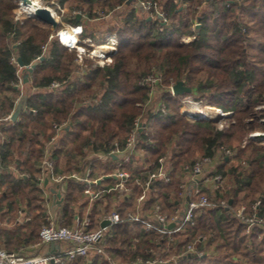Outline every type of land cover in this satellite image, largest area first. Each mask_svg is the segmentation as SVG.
I'll return each instance as SVG.
<instances>
[{
    "label": "trees",
    "instance_id": "obj_1",
    "mask_svg": "<svg viewBox=\"0 0 264 264\" xmlns=\"http://www.w3.org/2000/svg\"><path fill=\"white\" fill-rule=\"evenodd\" d=\"M58 1L66 10V22L83 26L82 37L89 34L86 22L96 19L99 9L109 12L124 7L125 16L122 24L111 28L118 38L112 62L89 64L82 75H76L75 49L62 44L57 36L47 42L55 33L50 25L28 15L15 18L19 4L0 0V215L11 218L24 211L22 222L17 221L14 228L0 224V249L23 253L38 242L41 226L49 223V197L38 173L53 136L50 157L56 174L84 171L89 165L95 176L107 174L114 168L92 162L91 151H109L115 140L124 141L139 118L143 124L138 140L142 162L137 155L124 166L133 171L134 211L135 198L141 192L135 179L157 170L160 157L166 158L171 181L152 183L144 210L161 204L174 213L185 202L179 195L185 164L202 156L213 157L224 147L235 154L209 172L222 174L223 183L219 188L201 184L212 204L197 210L184 230L162 234L125 221L108 230L106 250L115 260L128 263L138 257H176L175 264H264V231L247 232L240 220L218 204L231 201L235 207L246 205L252 213L260 201L256 211L264 216V143L248 138L250 132L264 130V0H148L158 10L139 8L137 0L129 4L127 0ZM77 11H81L80 19ZM159 12L166 21L159 18ZM196 23L201 24L198 31ZM189 36L192 39L185 42L183 38ZM18 57L25 68L39 60L27 82L33 92L19 119L5 120L21 94L22 67L13 60ZM150 76H160V81H147ZM178 80L192 91L173 94L171 87ZM55 81L61 85L53 87ZM184 95L206 99L231 112L227 125L219 128L213 118L182 112ZM55 123H66L69 128L58 130ZM82 189V183L66 180L62 224L75 221ZM112 193L105 194L107 199ZM104 201L102 197L94 202L91 227L96 225L93 212ZM80 204L86 205L88 200L84 198ZM126 206L132 204L123 199L120 211ZM188 244L204 253L183 257ZM36 253L38 250L30 254ZM91 264L110 262L95 256Z\"/></svg>",
    "mask_w": 264,
    "mask_h": 264
},
{
    "label": "built area",
    "instance_id": "obj_2",
    "mask_svg": "<svg viewBox=\"0 0 264 264\" xmlns=\"http://www.w3.org/2000/svg\"><path fill=\"white\" fill-rule=\"evenodd\" d=\"M143 4V9H150L155 7L158 10V5L152 3L148 0H140ZM50 4H56L58 6V12L61 16L58 20L63 22V17L66 14L65 8H63L58 0H50ZM48 6L53 15L57 18L55 11ZM98 15H104L105 12ZM77 16L81 15V11H77ZM161 20L166 21L165 15L163 12H159ZM158 14V15H159ZM69 24V23H68ZM75 29L77 34L76 42L72 44H66L62 41V37H59L62 43L69 48L75 47L76 44L82 41V32L83 26L81 24L71 25L67 29ZM115 45L112 47H117L118 38L114 34ZM184 41H189L192 39L189 37H184ZM76 43V44H75ZM13 60L17 62L16 58ZM160 79V76H150L147 81H151L153 84L157 83ZM60 82H53V87H59ZM172 90V87H171ZM173 93V91H172ZM26 109V107H25ZM32 112H35V109H32ZM216 112L219 115L229 114L231 112L224 111L220 107H216ZM203 113V112H202ZM209 113V112H206ZM204 115L207 118L212 116ZM10 119V114L4 118ZM11 120V119H10ZM140 119H136L134 127L131 129L124 141L115 140L113 146L109 151L99 152L94 154L92 162L102 160H112L113 156H117L115 159L116 169L108 174H102L100 176H94L93 166L89 165L84 172H74L70 175H61L55 173V162L50 156H46L43 165L42 172L45 175L52 177L55 182L66 181L69 178H72L76 181L83 183L84 195L89 202H95L99 198L105 196L106 193H111L114 191H120L124 193V199L127 202L133 203V171L131 169L124 168L125 165H128L133 162V157L139 154L138 150V140L139 133L142 131L143 126ZM68 127L66 123L57 124L55 127L60 130L62 127ZM264 132L256 131L250 134V138L254 134ZM56 139L55 136L52 137V141ZM254 139V138H252ZM258 140V139H255ZM235 154L234 150L229 147H224L220 152L215 156H202L197 159L194 163L185 164V178L181 184L185 198V204L182 207L175 209L174 213H169L164 210L161 204H156L149 210H144L146 201L149 199L150 190L152 189V183L156 180H161L163 182L171 181V172L166 164L165 156L159 158L160 166L157 170H154L148 173V176L136 178V184L141 188V192L135 198V208L136 211L126 208L124 212L120 211V206H116L109 214H105L102 217L100 223L91 227V220L89 218L80 219L79 215H76V226H66L59 224L53 220L49 215V223L43 224L39 230V240L37 245L43 246L48 244H60L61 247L58 250L49 253H36V254H24L14 251H9L6 249H0V264H65L68 262H76L77 260H82L84 264H91L95 256H103L110 262V264H175L177 261L176 257L172 259L169 258H156L154 260H144L142 257H138L137 260H132L130 263L125 261H117L113 256L106 250L105 242L107 240V232L111 227L119 223L128 221L133 224L134 222L141 224L147 230L157 231L162 234H172L180 230H184L187 223L193 221L195 212L199 209H204L206 206L211 205L208 195L202 192L201 184L211 186L213 188H219L223 183V176L220 173H215L210 175L206 170L214 163H220L223 158L233 157ZM146 165V164H145ZM105 178H113L114 183L112 186L104 187L102 185V180ZM40 181H43V178L39 177ZM58 185H61L59 183ZM62 193L63 188L61 186ZM216 204V203H214ZM219 205L225 206L232 216L240 220L245 226L247 232L250 231H264V216H261L257 211L256 207L260 204V201H257L253 206V212L249 213L246 205L240 207H235L230 202L222 201L218 203ZM108 220V224L103 226L102 222ZM203 239L206 236L202 237ZM204 252L201 249L196 248L192 244H188L187 251L184 253L183 257L190 256L191 254L202 255Z\"/></svg>",
    "mask_w": 264,
    "mask_h": 264
},
{
    "label": "rangeland",
    "instance_id": "obj_3",
    "mask_svg": "<svg viewBox=\"0 0 264 264\" xmlns=\"http://www.w3.org/2000/svg\"><path fill=\"white\" fill-rule=\"evenodd\" d=\"M40 2V5H49L57 14V19L61 18L59 12H58V6L56 4H50L51 2H46L44 0H38ZM209 0H206V2H208ZM13 2L16 4H19L18 7L16 8L17 11V15H15V18H23L24 16H29V11L27 10V8L25 7V5L22 4V0H13ZM98 11H101L100 13L105 12L106 14L104 15H98L96 19H89L86 22V27L88 28V32L89 34L82 37V42L76 44L75 47H72L73 49H75L77 51V57L75 58V63L77 65H79V69L75 70L74 73L76 75H82V73L87 69V66L89 64H91L93 67L96 65H104L106 63H110L113 60V56L112 53L117 50V47H112L113 45H115L116 41L114 38V32L111 31L112 27H116L120 24H122V20L124 19L125 13H124V7H119L116 10H112L109 12H106L105 10H101L99 9ZM97 11V13H98ZM59 17V18H58ZM63 19V18H62ZM249 19L247 18V21ZM62 21V20H61ZM60 22V26L59 29L54 31L55 33H52L49 37L47 42H50L51 38L54 36L59 37V32L62 29H67V27L69 26V24L63 19V22ZM248 23L250 25H254V22L252 21H248ZM197 24V23H196ZM195 24V26H196ZM194 26V27H195ZM51 27V26H50ZM196 29V28H195ZM104 37V40H102L101 38ZM192 38V37H191ZM60 42L62 43L60 37H59ZM191 40V39H190ZM189 40V41H190ZM187 42V41H185ZM102 43H106V44H111V48H106V49H98V47H100L101 45H103ZM63 44V43H62ZM118 45V44H117ZM46 46V45H45ZM97 49V50H96ZM15 62V61H14ZM16 63V62H15ZM18 64V63H17ZM19 65V64H18ZM20 66V65H19ZM25 67H22V70H24ZM20 74V88H21V94L19 95V97L17 98L16 102L19 100V98H21L23 95H25L28 99L29 95L31 94V92H33L32 88H30V85H28L29 83L24 82L23 81V77L25 74V71L19 72ZM160 79L157 81L159 82ZM24 85V86H23ZM18 86V85H17ZM156 87V86H155ZM153 98H155L157 95L154 92ZM183 103L181 106V111L197 118V116L192 115V113L195 114H200L201 116H204L206 114H209L207 116H212L211 118L215 119L217 122V125L219 128H222L223 126L225 127L228 123V119L227 117L229 115H231V113H227L224 115H219V113L216 112V107L215 105H211L208 103V101L206 99H196V97H194L193 95H184L183 96ZM15 102V103H16ZM27 104V101H26ZM194 107V108H193ZM203 112V113H202ZM209 112V113H206ZM256 131H264L263 129H258L252 132H256ZM250 132L248 134V138L250 137V134L252 133ZM258 142L264 143V140H257ZM140 154V152H139ZM91 159L92 156H90ZM138 162H142V159L140 158V155L138 156ZM55 162V161H54ZM61 164H63L64 168H67V166L65 165V163L62 161ZM62 166V165H61ZM102 167V166H101ZM74 170H72L71 172H73ZM70 171H66L64 174L62 175H70L71 173ZM38 176L40 178H43V181H40V184L44 186V188L46 189V195L47 197H49V190H48V186H53V187H57V185L59 183L63 184L65 182L64 181H60V182H55L52 177L43 174V172L38 173ZM183 178H185V175L183 174ZM48 179L47 184L45 183V180ZM67 180H72V179H67ZM81 194V193H80ZM112 198L111 199H107V195L105 196V200L104 202H102L95 210V212H93L95 214V221H96V225L98 223H100V221L102 220V217L105 214H109V212H111L116 206H120V202L124 199V193L120 192V191H115L112 193ZM184 194H186V192H181L179 195L181 197L184 198ZM63 196H64V192H63ZM80 197V196H79ZM84 195L81 196L78 200V202H76V206L75 208L77 209V206L82 202V200H84ZM64 202V199L62 201V203ZM87 209L84 210H76V213H79V217L80 219L84 218V217H88L90 220L93 219L90 215V213H92V207L93 206H86ZM133 207V204L132 206ZM131 207H129V209H131ZM100 211H98V210ZM133 211V209H132ZM88 215V216H87ZM84 216V217H83ZM76 217V216H75ZM23 215H21L20 211L17 212V215H12L11 218L9 217H5V216H1L0 215V224L2 227H7V228H14L17 224V220L22 219ZM54 220V218H53ZM11 221V222H10ZM59 224H62L61 222H59ZM77 221H74L72 224H67V222H64V224L62 225H66V226H76ZM209 238V237H208ZM212 246H215V244H212ZM214 249V247H212ZM213 249H208L209 251L213 250ZM43 252V248L39 245H37V243L35 244H31V246H29L26 250L23 251L24 254H30V253H34V252ZM126 262V261H125ZM77 264H84L82 263H77Z\"/></svg>",
    "mask_w": 264,
    "mask_h": 264
},
{
    "label": "water",
    "instance_id": "obj_4",
    "mask_svg": "<svg viewBox=\"0 0 264 264\" xmlns=\"http://www.w3.org/2000/svg\"><path fill=\"white\" fill-rule=\"evenodd\" d=\"M131 1H134V0H127V3L129 4V3H131ZM177 1H179V0H177ZM136 5L139 8H143V4L140 0L136 1ZM28 14H29V16H31V17H33V18H35V19H37V20H39L45 24L50 25L53 31H56L59 29L60 22L53 15L51 9L48 6H45V5L34 6L33 8H31V10H29ZM77 17H78V19H80L81 15H78ZM159 17H161L160 14H159ZM151 18H152L151 16H148V19H151ZM200 26H201L200 23L196 24L195 28L197 31L199 30ZM43 59H44V56H41L40 60H43ZM17 62L21 67H25L21 57L17 58ZM38 62H39V60H35L29 66L24 68V71H25V74L23 77L24 82H28L30 72H32L33 69L37 66ZM16 87H18V86L16 85ZM172 91H173V94L183 95L186 93H190L192 91V88L190 86H187L183 80H178L177 82H175L172 85ZM26 101H27V97L25 95H23L15 103L14 109L10 114V119L12 121H16L19 119L20 114L25 110ZM192 115L197 116V118L203 117L200 114H195V113H192ZM252 138L258 139V140H264V132L256 133V134H254V136ZM47 182H48V179L45 180L46 184H47ZM49 190L54 194V197L57 198V200H56L57 203L58 204L62 203L64 196L62 193L61 185H57V187H49ZM230 203H231V201H230ZM108 223H109L108 220H104L102 222V225L105 226ZM53 245H54V243H53Z\"/></svg>",
    "mask_w": 264,
    "mask_h": 264
},
{
    "label": "crops",
    "instance_id": "obj_5",
    "mask_svg": "<svg viewBox=\"0 0 264 264\" xmlns=\"http://www.w3.org/2000/svg\"><path fill=\"white\" fill-rule=\"evenodd\" d=\"M182 7V6H181ZM20 68H21V66H20ZM21 71L22 72H24V70H22L21 69ZM24 86V85H23ZM67 129L69 128V126L68 127H66ZM57 138H59V136H57ZM257 141V140H256ZM53 145H54V141H50L48 144H47V150H46V156L48 155V156H51V154H52V147H53ZM97 153H99V152H97ZM97 153H94L93 151H91V155L90 156H92V158H94V154H97ZM139 155V154H138ZM45 156V157H46ZM113 161L112 160H102V159H98V161H96V162H99V164L101 163L102 164V167L103 168H105V167H113L114 169H112V170H110V171H108L109 173H111V172H113L115 169H116V165H115V159H117V156H113ZM219 164V163H218ZM218 164L217 163H214V164H212L207 170H206V172L209 174V172L210 171H213L217 166H218ZM86 170V169H85ZM9 172L10 173H16L15 172V170L14 169H10L9 170ZM74 172H79L78 170H75V171H73V172H71L70 174H73ZM81 172V171H80ZM82 172H84V171H82ZM105 172V171H104ZM104 172H99V175H96V176H100V175H102V174H104ZM108 174V173H107ZM95 176V175H94ZM69 179H72V178H69ZM72 180H74V179H72ZM75 182H78V183H82V182H79V181H76V180H74ZM113 183H114V179L113 178H105L104 180H102V185L104 186V187H109V186H112L113 185ZM83 184V183H82ZM65 186H66V181L62 184V188H65ZM49 187H53V186H48V190H49ZM82 193H83V195H84V189H82ZM106 196V195H105ZM105 196L103 197L104 199H105ZM84 197H85V195H84ZM85 199H87L86 197H85ZM57 198H55L54 197V194L49 190V203H48V206H47V208H48V212H47V214H48V216L50 215L52 218H54V220L56 221V222H60L61 221V210H62V204L63 203H60V204H58L57 203ZM88 200V199H87ZM93 204H94V202H89L88 201V204H86V205H81V204H79L78 206H77V209L76 210H84V209H87V205H89L90 207L91 206H93ZM131 204H133V203H131ZM184 204H185V202H184ZM183 204V205H184ZM120 205V204H119ZM125 208H129L128 206H126ZM24 211H21L20 213H21V215H23L24 213H23ZM76 215H79V213H76ZM88 216V215H87ZM84 217V216H83ZM84 218H88V217H84ZM84 218H82V219H84ZM17 221H19V222H22V219H18ZM75 221H76V219H75ZM42 248H43V253H49V252H53V251H55V250H58L60 247H61V243L60 244H58V243H56V244H48V245H43V246H41ZM38 253H41V252H38Z\"/></svg>",
    "mask_w": 264,
    "mask_h": 264
},
{
    "label": "bare ground",
    "instance_id": "obj_6",
    "mask_svg": "<svg viewBox=\"0 0 264 264\" xmlns=\"http://www.w3.org/2000/svg\"><path fill=\"white\" fill-rule=\"evenodd\" d=\"M22 4L25 5L27 10L29 11L34 6L40 5V2L38 0H22ZM60 36L62 37V41L68 45L76 42V40H77L76 30L72 29V28L60 30ZM102 44L103 45L98 47V49L111 48V45H109V44H106V43H102Z\"/></svg>",
    "mask_w": 264,
    "mask_h": 264
}]
</instances>
